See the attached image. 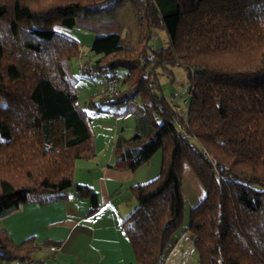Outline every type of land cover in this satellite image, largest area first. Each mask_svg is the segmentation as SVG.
Wrapping results in <instances>:
<instances>
[{"label": "trees", "instance_id": "obj_1", "mask_svg": "<svg viewBox=\"0 0 264 264\" xmlns=\"http://www.w3.org/2000/svg\"><path fill=\"white\" fill-rule=\"evenodd\" d=\"M124 1L0 0L1 219L23 202L43 206L65 199L69 190L89 200L88 216L99 210L96 192L74 183L76 162L95 156L90 118L71 74V61L82 52L55 27L72 29L77 18ZM129 1L139 14L137 46L124 47L117 34L97 36L91 46L97 59L85 69L96 77L127 70L125 78L118 77L119 95L104 103L139 99L144 120L156 128L147 143L123 150L117 162L135 169L161 151L159 175L131 188L137 206L122 224L136 263L161 264L183 227L187 164L206 193L188 223L199 264H264V0ZM159 29L167 31L169 42L155 52L149 45ZM166 67L187 71L193 89L187 120L159 94L155 71ZM175 119L189 138L181 136ZM142 138L136 133L117 145L120 150L123 142ZM40 250L34 238L17 245L0 231L2 264L34 263Z\"/></svg>", "mask_w": 264, "mask_h": 264}, {"label": "crops", "instance_id": "obj_2", "mask_svg": "<svg viewBox=\"0 0 264 264\" xmlns=\"http://www.w3.org/2000/svg\"><path fill=\"white\" fill-rule=\"evenodd\" d=\"M101 126L102 131L110 135L105 138V143L98 142L99 139L94 141L95 156L78 160L74 174L75 184L87 185L96 192L99 210L88 216L89 200L79 197L74 190L67 191L65 199L43 206L23 202L19 208L20 216L23 222L35 227L25 239L34 238L41 248L33 258L38 254L51 253L56 255L55 264H137L122 224L137 206L131 188L146 184L159 175L161 157L159 161L151 156L146 164L135 169L123 168L117 163L118 157L130 142L120 144V150L117 143L130 138L121 135L116 127ZM182 189L185 209L188 205L191 210L206 195L187 164L183 167ZM38 227L41 229L38 230ZM27 228L23 229L26 231ZM7 232H10L9 229ZM9 234L14 241V236ZM47 241L58 243L59 252L54 253L50 250L51 246L46 247Z\"/></svg>", "mask_w": 264, "mask_h": 264}, {"label": "rangeland", "instance_id": "obj_3", "mask_svg": "<svg viewBox=\"0 0 264 264\" xmlns=\"http://www.w3.org/2000/svg\"><path fill=\"white\" fill-rule=\"evenodd\" d=\"M55 30L75 40L80 46L82 57L71 61V74L77 82V91L81 107L87 112L90 118V127L94 141L99 139L98 142L105 143V138L110 133L102 131L101 125L106 124L114 128L116 127V130L118 129L119 133L127 139H131L136 133H140L143 137L142 140L146 139L143 145L147 143L148 139L154 136L156 128L149 125L146 119L144 120L145 111L143 103L137 99L119 105L106 104L102 101L106 96L103 95L104 85H102L101 78H91L87 74L79 72L81 66L87 68L88 64L91 65L95 62V56L91 52V46L97 36L117 34L120 36L121 44L124 47L135 48L137 46L140 24L139 14L133 4L129 0L117 6L104 4L101 7V11L95 16L90 18H77L74 28L66 29L61 26H56ZM168 42L169 35L166 30H154L149 46L153 51L158 52L166 47ZM155 73L158 77L160 87L159 94L166 98H171L173 94L183 90L188 84L187 71L183 67L158 68ZM127 74V70L118 71L120 80L125 78ZM3 105L4 101L0 98V108ZM95 107L99 108L98 112L94 110ZM155 122L157 125L162 124L160 118H155ZM142 140L130 141L129 147L140 146ZM160 157V150L152 154L153 160L158 158L160 161ZM189 213L190 208L186 205L184 225L173 237L168 251L164 253L161 259V264H199V256L194 244L195 235L188 230ZM20 214V210L18 209L9 217L4 219L0 218V231H8L9 229V233L14 236V241L17 245L24 242L29 231L35 228L33 224L29 225L26 221L23 222ZM22 226L23 228L27 226V230L25 231ZM40 229L41 227H38V230ZM55 257L56 255L53 256L51 253H44L36 255L33 258L34 263L11 262L9 264H35L42 260L46 264H55V261H53ZM3 264L7 263L4 262Z\"/></svg>", "mask_w": 264, "mask_h": 264}, {"label": "built area", "instance_id": "obj_4", "mask_svg": "<svg viewBox=\"0 0 264 264\" xmlns=\"http://www.w3.org/2000/svg\"><path fill=\"white\" fill-rule=\"evenodd\" d=\"M147 59H142V64L144 65L147 61ZM153 56L151 54L148 55V61H152ZM80 73L87 74L89 77H96L95 72L92 69H85L83 66L79 69ZM102 85H104V91L103 95L107 97H112L119 95L120 93V80L117 76H106L103 75L100 77ZM152 88V85H151ZM193 89L192 86L188 83L185 88L181 91L176 92L173 94V96L170 99V102L175 110V112L178 114V116L181 119L187 120L188 118V107L192 98ZM95 111H97L96 107L94 108ZM175 126L180 131V134L184 138H189L188 134L184 129L182 128V124L179 119L174 120ZM206 157L209 159V161L213 164L215 170L217 171V174L220 179L226 180L227 176L220 173V171L217 170V164L215 160L211 157L206 155ZM50 250L54 253L59 252L58 246H51Z\"/></svg>", "mask_w": 264, "mask_h": 264}]
</instances>
